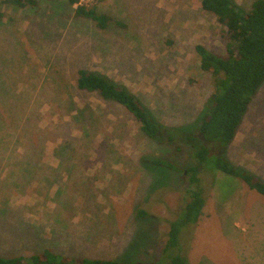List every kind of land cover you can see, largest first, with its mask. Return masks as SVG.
<instances>
[{"label":"rangeland","instance_id":"obj_1","mask_svg":"<svg viewBox=\"0 0 264 264\" xmlns=\"http://www.w3.org/2000/svg\"><path fill=\"white\" fill-rule=\"evenodd\" d=\"M200 1L82 0L111 18L104 29L69 0L0 2V256L50 248L171 264L162 248L186 200L191 145L148 137L123 106L77 89L76 78L79 69L103 74L157 123L196 134L214 85L195 47L225 55L222 25ZM234 1L249 9L254 0ZM213 153L264 180V82L235 138ZM158 157L180 171L152 164ZM202 180V213L180 235L185 264H264V196L220 171L205 169Z\"/></svg>","mask_w":264,"mask_h":264},{"label":"trees","instance_id":"obj_2","mask_svg":"<svg viewBox=\"0 0 264 264\" xmlns=\"http://www.w3.org/2000/svg\"><path fill=\"white\" fill-rule=\"evenodd\" d=\"M77 1L69 0L72 5ZM0 2L19 9L33 8L38 4L37 0H0ZM200 6L203 10L212 13L222 25L220 35L225 44V55H217L201 44L195 47L200 69L212 75L214 85L211 105L203 114L196 134L157 123L135 94L103 74L79 69L76 78L77 89L95 92L102 99L123 106L148 137L169 143L185 141L191 145L194 164L184 171L187 174L186 200L178 215L168 221L167 239L162 248V253L169 255L171 264H185L182 256L184 246L180 241V235L185 227L195 224L202 213L205 202L202 174L205 169L239 178L248 188L264 196L263 179L213 153L214 147H226L232 142L253 96L264 82V0H254L249 9L242 8L234 0H201ZM75 14L92 20L100 29L106 28L111 21L108 15L98 12L95 7L77 5ZM3 153L9 157L17 154L16 151ZM151 163L180 171L175 164L162 157L151 158ZM15 164L17 171L26 168L22 159H18ZM137 213L140 217L147 215L144 210H138ZM171 249L177 251L173 256L169 252ZM0 264L122 263L112 259L66 256L46 248L28 256H0Z\"/></svg>","mask_w":264,"mask_h":264},{"label":"built area","instance_id":"obj_3","mask_svg":"<svg viewBox=\"0 0 264 264\" xmlns=\"http://www.w3.org/2000/svg\"><path fill=\"white\" fill-rule=\"evenodd\" d=\"M75 7L77 6V5H84V6H86V4H84L83 2H82V0H78L77 1V3L76 4H73ZM87 7V6H86Z\"/></svg>","mask_w":264,"mask_h":264},{"label":"crops","instance_id":"obj_4","mask_svg":"<svg viewBox=\"0 0 264 264\" xmlns=\"http://www.w3.org/2000/svg\"><path fill=\"white\" fill-rule=\"evenodd\" d=\"M235 138V137H234ZM20 159H22V158H20ZM253 161L255 160V159H252ZM23 166H25V164H23ZM238 210H235V212L234 213H236V214H238Z\"/></svg>","mask_w":264,"mask_h":264}]
</instances>
